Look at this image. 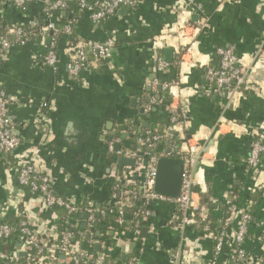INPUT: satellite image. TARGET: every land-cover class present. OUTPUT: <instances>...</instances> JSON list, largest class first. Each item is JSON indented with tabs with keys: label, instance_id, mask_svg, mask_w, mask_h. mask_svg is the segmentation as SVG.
<instances>
[{
	"label": "crops",
	"instance_id": "obj_1",
	"mask_svg": "<svg viewBox=\"0 0 264 264\" xmlns=\"http://www.w3.org/2000/svg\"><path fill=\"white\" fill-rule=\"evenodd\" d=\"M193 1L196 5L185 0H135L134 7L126 11L121 7L98 23L91 20L90 12L75 9V5L61 11L56 15L57 23L69 24L76 44H84L89 53V65L76 77L65 71L69 48L66 34L53 39L49 33L39 31L21 44L11 45L0 69V83L8 96V117L20 144L0 163L1 223L12 225L24 215L38 239L49 241L57 233L53 209L46 208L36 195L30 194L24 200L26 192L17 182L22 163L43 170L51 179L54 195L79 206L91 202L96 214L118 202L124 215L132 211L134 202L124 192L136 189L142 179L145 161L137 156L141 150L138 139L145 131L164 132L169 122L171 99L154 83L176 79L175 102H188L184 128L187 131L195 127V136L205 142L220 125L226 103L223 97L208 94L205 69L218 65L214 64L216 49L229 47L234 50L235 63L247 73L248 84L237 106L242 121L220 126L216 134L221 140L196 160L200 164L194 178V200L206 219L216 221H221L224 206L233 200L238 210H249L256 223L251 226L244 249L251 257L263 255L260 226L264 222V194L249 204L257 178L246 158L253 132L264 127V58L257 54L264 30V1ZM183 20L195 29H187L185 37L180 30ZM38 23H47L40 3L18 9L0 1V31L10 39V29ZM108 40L114 42L109 59L96 60L89 45ZM185 43L190 47L180 57L183 69L180 66L176 75L173 67ZM52 44L59 61L55 72L41 64ZM163 45L172 49L169 63L164 60ZM157 58L171 68L159 71ZM114 140L119 141L120 150L134 153V167L118 165L122 157L107 149ZM120 180L123 186L118 190ZM203 197L208 198L209 208L202 205ZM149 212L135 238L132 231H124L108 214L99 216L91 230L86 227L82 231L81 212L73 225L80 233L74 246L92 251L95 244H100V251L118 262L125 253V259L136 256L140 264H176L184 249L210 254L213 241L209 233L196 225L181 230L174 204L155 202ZM231 222L228 235H232L236 224L235 220ZM87 234L91 235L89 240L85 239ZM11 241L16 243L15 253L25 251L21 238ZM230 251L227 246L219 263H227ZM58 264L71 263L63 257Z\"/></svg>",
	"mask_w": 264,
	"mask_h": 264
},
{
	"label": "built area",
	"instance_id": "obj_2",
	"mask_svg": "<svg viewBox=\"0 0 264 264\" xmlns=\"http://www.w3.org/2000/svg\"><path fill=\"white\" fill-rule=\"evenodd\" d=\"M3 3L10 4L18 9H24L31 3H40L42 5L44 17L47 20L46 25L40 28L41 32L50 33L52 38L55 39L59 34L58 23L56 21V15L67 7L66 0H0ZM188 4L196 5L193 0H185ZM264 1V0H263ZM77 5L80 9L87 10L90 12V18L94 23H98L108 16L116 13L121 7L132 8L135 6V0H106L101 3L99 7L91 12V8L87 7L86 0H77ZM34 26V25H33ZM195 29L190 25L189 21L183 20L181 22V35L185 37L186 30ZM71 26L69 24L64 26L63 34H70ZM7 33L12 36L10 39L7 35H0V69L3 65L5 53L11 47L12 44H21L25 41L24 33L22 29L16 27L10 29ZM114 42L108 40L103 44H91L89 45L90 54L96 60H107L110 57L111 49L113 48ZM188 43L180 49L188 50ZM188 48V49H187ZM178 52V54L180 53ZM177 54V55H178ZM219 58V63L216 67L208 66L205 69V80L208 84V94L218 97H223L234 105H238L241 93L246 88L248 80L246 79V71L243 67L238 66L235 61V53L232 48H218L215 52ZM258 56L264 58V30L262 32L261 41L257 49ZM68 61L65 65V71L67 75L76 77L82 70L86 69L89 65V58L86 46L81 43H77L73 47H69L66 51ZM183 54L180 56L182 57ZM41 64L43 67L57 71L59 61L54 50L53 44L42 57ZM182 60L180 62L181 66ZM156 66L159 71H168L169 66L164 62L163 59L157 58ZM160 86V89L170 97L171 101L168 105L169 122L163 135L155 134L152 131H145V133L138 139L140 144V153L143 154L141 159H144L143 174L140 184L136 189L126 190L125 195L131 199L132 202L136 203L133 211L134 229L132 231L133 237H138L140 228L143 222L148 218L149 206L155 202H167L172 203L176 206L179 213V228L184 230L188 227L199 224V220H206L205 214L202 207L197 204L194 200V186H195V173L194 167L196 160L202 157V147L200 140L196 135L191 140H195V143H189L191 140H185L184 128L186 121V114L188 109V102L176 103V97L178 94L175 92L177 88V81L154 83ZM8 96L0 83V156L10 154L20 144L18 136L14 132V124L8 117ZM222 121V120H220ZM236 123H230L229 125H235ZM222 125L220 123L218 129ZM38 128L43 127L38 125ZM257 138L252 137L248 155L246 158V164L251 170L255 180V187H264V170H262V163L264 159V127H259ZM181 140L182 146L174 145L167 146L166 150H161L160 144L162 140ZM119 141L114 140L108 144V150L115 152L118 157L122 158H134V153L129 150H118L115 151V145H118ZM147 150H142L143 148ZM156 151L160 152L158 154ZM174 155L183 160V178L180 187V193L177 199H169L161 196H157L154 191V181L156 173V162L159 158H174ZM17 182L22 192L28 189L29 193L40 197L45 207L48 209L61 208L65 211V224L69 227L75 225V219L73 218L77 213L84 212L88 214L87 229L91 230L93 224L96 222L93 204L87 202L84 208L76 205L70 199H65L60 196H56L51 190V179L43 171L38 170L31 163H22L19 165L17 173ZM126 199V198H125ZM119 203V202H118ZM117 203L112 207H118V216L115 222L121 226L124 223V213L122 203ZM100 217H104L110 214L111 211H100L98 212ZM228 218L223 222L220 231H212L209 224H205L204 231L209 233V238L212 239L213 245L210 254L205 252L196 251L195 249H184L178 256L176 264H204V258L212 256L214 261L205 264H223L220 262V257L224 255V250L227 246L231 247V251L228 254L226 264H264V222L261 228L260 240L262 244L263 255L258 257L249 256L245 249L244 244L249 239V231L253 223L251 214L247 211L238 210L235 205H231L228 208ZM19 229H15L9 223H0V243H7L12 235L18 231L20 238L24 241L23 247L25 249L26 258L30 257V253L34 252V256L30 257V260L20 264H58L57 260L66 257L71 264H106L107 253L99 252L94 253L85 249H77L73 244V234L69 231L61 234V238L57 240V233L51 240H40L37 238L35 232L30 228V223L23 216L19 217ZM235 220L236 224L232 235H228V229H230L231 221ZM259 227V225H257ZM75 243V242H74ZM1 260H19L14 253L10 259ZM1 264H6L2 262ZM113 264H140L138 257L133 256L124 261H117Z\"/></svg>",
	"mask_w": 264,
	"mask_h": 264
},
{
	"label": "trees",
	"instance_id": "obj_3",
	"mask_svg": "<svg viewBox=\"0 0 264 264\" xmlns=\"http://www.w3.org/2000/svg\"><path fill=\"white\" fill-rule=\"evenodd\" d=\"M67 7L64 9V10H67V9H70L71 7H72V5L74 6L75 5V9L76 8H78L79 10H80V8H79V6L77 5V3H72V2H67ZM86 4H87V7H90L91 8V12H94L98 7H99V5L100 4H98L97 3V0H86ZM84 9H82V11H83ZM63 11V10H62ZM87 11V10H86ZM64 23H61V24H58V29H59V32H60V34L58 35V36H60V35H62L63 34V29H64ZM41 27H43V24H41V23H38L37 25H35V26H18V28H20V29H22V31H23V33H24V38H25V40L26 39H28V38H30L31 36H33V35H35V34H37L39 31H40V28ZM5 35L4 34V32L3 31H0V35ZM67 37L69 38L68 39V41H69V47H73V46H75L76 45V40L74 39V36H73V32H72V28H71V32H70V34H68L67 35ZM184 53V50H181L180 51V53L177 55V57H176V63L174 64V67H173V69L175 70V72H176V75L178 74V72H179V68H180V63H179V61H180V56L182 55ZM215 59V62H214V64H217V63H219V58L218 57H215L214 58ZM171 68V67H170ZM169 68V69H170ZM160 136H162L163 135V132H161V133H158ZM253 135H254V137L255 138H257V136H258V131H254L253 132ZM174 144L175 146L176 145H178V146H180V142L179 141H176L175 139H172V140H162L161 141V144H160V148H161V150H166V148H167V146H170V144ZM143 151L144 150H147V148L145 147V148H143L142 149ZM158 153H160V152H158V151H156L155 153H153V152H151V154H158ZM174 158H178L177 156H175L174 155ZM6 159V155H2V156H0V163H2V161H4ZM11 166H13V163L11 164ZM262 170H264V159H263V163H262V168H261ZM117 186H118V190L119 189H121L122 188V186H123V183H122V181L120 180V182H119V184H117ZM195 190V189H194ZM25 192H26V196L24 197V200H28V198H29V195H30V193H29V191H28V189H26L25 190ZM264 194V187H254L253 188V191L251 192V194H250V202H249V204L250 205H253L254 204V202L258 199V197L259 196H262ZM235 203V200H233V203H227V205H225L224 206V210H225V214H224V217L221 219V221H216V220H213V219H211V218H209V219H206V220H204V221H202V220H199V224L198 225H196L197 226V229H199V230H203L204 229V226H205V224H209L210 225V229L212 230V231H215V230H217V231H220L221 230V228H222V225H223V222L228 218V216H229V214H228V208L231 206V205H233ZM202 205L203 206H206L207 208H209L210 206V204H209V201H208V198H205V197H203L202 198ZM84 206H85V203H82L81 205H80V207L81 208H84ZM136 206V203H134L133 204V209H134V207ZM252 207V206H251ZM251 207H250V209H251ZM133 209H132V211L130 210V211H128V213L127 214H125L124 215V223H123V225H122V229L124 230V231H127V232H130V231H133V229H134V222L137 220V218L136 219H134V217H133ZM111 211V213L110 214H108V217H110L113 221L117 218V216H118V207H111V206H109V207H106L105 209H104V211ZM53 212H55L57 215V217H56V221H55V228H56V230H57V240H59L60 238H61V234H63V233H66V232H71L72 234H73V239H74V242L76 241H78L79 239H80V233L79 232H77V229L76 228H73V227H69V226H67L66 224H65V219H66V217H65V211L63 210V209H61V208H53ZM125 211H123V213H124ZM247 212L249 213V214H251L250 212H249V210H247ZM20 213H21V215H22V213H23V210H22V208H20ZM80 213L81 212H79V213H77L73 218L74 219H78V217L80 216ZM23 216V215H22ZM130 216H132L131 217V220L129 219L130 218ZM128 219H129V222L130 223H127L126 221H128ZM19 222H20V219L19 220H17L16 221V223H14V224H12V226L15 228V229H19V227H18V225H19ZM1 223V222H0ZM11 225V224H10ZM17 238H20V233L18 232V231H16L13 235H12V237L10 238V240H14V239H17ZM30 257H32V256H34V252H31L30 253V255H29ZM30 257H27V258H21V259H19V260H17V261H15V260H8V261H4V260H1L0 259V264L2 263V262H5L6 264H20V263H24V262H27V261H29L30 260ZM131 257V256H130ZM129 257V258H130ZM133 257V256H132ZM126 259H128V258H126ZM118 260L116 259V258H111L109 255H107L106 256V264H113V263H115V262H117ZM213 262L214 261V258L212 257V256H207V257H205L204 258V264L205 263H208V262ZM57 263H60V259H58L57 260Z\"/></svg>",
	"mask_w": 264,
	"mask_h": 264
},
{
	"label": "water",
	"instance_id": "obj_4",
	"mask_svg": "<svg viewBox=\"0 0 264 264\" xmlns=\"http://www.w3.org/2000/svg\"><path fill=\"white\" fill-rule=\"evenodd\" d=\"M122 11H126V8H122ZM197 18L196 16L194 19ZM49 35H51L49 33ZM164 52H165V61L168 63L170 60L168 59V55L172 53V49L166 48V46L163 45ZM181 68L183 69V64H181ZM160 88V86L158 87ZM226 103L223 104L224 107L221 110V122L224 124H230V123H236L239 124L242 121V116L240 112V108H237L238 105H234L233 103L229 102L226 100ZM118 131H121L120 128L117 129ZM218 132V127L217 130L214 131L209 138H207L204 142V140H200V145L202 146V154L208 153L209 149L212 146H216L215 143L219 142L221 140V136L216 134ZM196 134V128L195 127H190L185 132V140L183 142H186L187 140H191ZM119 135H117L118 137ZM124 138L125 135H122ZM110 141V139H108ZM115 151L120 150V145H115L114 147ZM137 156L143 157L142 153H137ZM136 163V160L133 159H124L121 158L118 160V165L119 166H127V167H134ZM199 162L195 164L194 167V173H196L197 169L199 168ZM183 160L180 158H159L156 162V173H155V181H154V187L153 191L157 196H161L164 198H169V199H177L180 193V187L182 183V178H183ZM99 213L95 214V218L98 219ZM82 222L80 224V229L84 231L87 227V219H88V214L84 213L82 215ZM95 227H97V224H95ZM145 232V229L142 231V233ZM91 237L90 234H87L85 239L89 240ZM15 241H9L7 243L1 244L0 243V257L3 259H10L13 257L15 253ZM74 244V240H73ZM101 245L100 244H95L92 251L94 253H99ZM125 251V250H123ZM16 256L18 258L21 257H26V253L21 251V252H16ZM125 260V253L122 254L120 261Z\"/></svg>",
	"mask_w": 264,
	"mask_h": 264
}]
</instances>
